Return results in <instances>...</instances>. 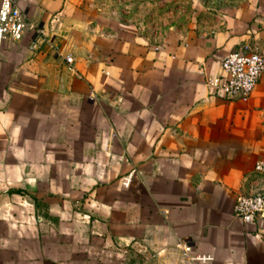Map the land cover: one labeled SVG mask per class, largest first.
<instances>
[{"label": "crops", "instance_id": "1", "mask_svg": "<svg viewBox=\"0 0 264 264\" xmlns=\"http://www.w3.org/2000/svg\"><path fill=\"white\" fill-rule=\"evenodd\" d=\"M17 5L45 42L0 48V146L40 148L0 162L45 165L0 169L29 179L0 187V264H264V219L232 215L264 161V73L244 103L204 87L238 46L264 54V0Z\"/></svg>", "mask_w": 264, "mask_h": 264}, {"label": "built area", "instance_id": "2", "mask_svg": "<svg viewBox=\"0 0 264 264\" xmlns=\"http://www.w3.org/2000/svg\"><path fill=\"white\" fill-rule=\"evenodd\" d=\"M29 37L27 49L35 52L44 43L43 34L20 10L17 0H0V48L4 44L17 43ZM160 40V39H159ZM155 49L160 47L156 41ZM54 50L53 48H51ZM63 61L71 70L72 59L63 56ZM264 73V54L257 42L238 46L219 63V73L205 78L207 96L230 102H246ZM232 215L244 226H251L256 220L264 219V161H257L252 167V177L248 180L245 194L235 198ZM182 257L187 261H207V258H191V248L179 243Z\"/></svg>", "mask_w": 264, "mask_h": 264}, {"label": "rangeland", "instance_id": "3", "mask_svg": "<svg viewBox=\"0 0 264 264\" xmlns=\"http://www.w3.org/2000/svg\"><path fill=\"white\" fill-rule=\"evenodd\" d=\"M71 132V131H70ZM39 134V138L41 134L42 138L45 137V135L47 134H51L52 131L50 130H44V131H34V134ZM36 142H38L37 138L34 139V143L35 145H33L32 147H28V146H20V145H9V146H0V157H2L3 154H13V153H24V151H28V149H30L33 152H37L38 149L40 148V146H38V144H36ZM28 153V152H27ZM45 163L44 162H13V161H5V162H0V169L2 170H9L12 171L13 169L15 170H22L24 172V169H28L32 168V169H38L40 168V166H44ZM27 171L24 172V174L27 173ZM29 179L27 177H20L19 179H13L11 176L10 177H0V187L2 186H13V185H22V184H26L29 185Z\"/></svg>", "mask_w": 264, "mask_h": 264}]
</instances>
